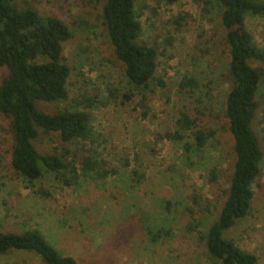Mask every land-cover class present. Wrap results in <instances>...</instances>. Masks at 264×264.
<instances>
[{"label": "rangeland", "instance_id": "rangeland-1", "mask_svg": "<svg viewBox=\"0 0 264 264\" xmlns=\"http://www.w3.org/2000/svg\"><path fill=\"white\" fill-rule=\"evenodd\" d=\"M14 2L56 16L73 31L64 51L69 98L39 106L48 113L90 112L93 137L66 143L41 133L39 150L67 163L76 157L77 172L44 168L29 181L11 165L14 136L0 113V230L37 229L77 264H223L206 244L235 163L226 116L230 50L218 0H135L141 42L159 52L147 88L125 75L103 24L105 0ZM246 25L264 48V15H249ZM7 73L0 67V84ZM188 78L196 85L183 88ZM257 100L254 128L264 149V75ZM199 130L213 132L201 149ZM175 132L181 139L161 137ZM88 155L96 163L90 171L82 167ZM253 189L250 213L225 237L264 264V159ZM0 264L47 262L34 251L12 249L0 253Z\"/></svg>", "mask_w": 264, "mask_h": 264}, {"label": "trees", "instance_id": "trees-1", "mask_svg": "<svg viewBox=\"0 0 264 264\" xmlns=\"http://www.w3.org/2000/svg\"><path fill=\"white\" fill-rule=\"evenodd\" d=\"M162 1L174 4L179 0ZM218 2L230 50L226 116L234 139L235 163L227 198L208 231L206 244L211 256L223 264H257L254 254L239 248L225 234L250 213L254 183L264 159V149L254 128L259 109L257 94L264 75V48L256 44L246 25L249 15H264V1ZM102 19L130 83L136 88H147L155 77L159 52L141 42L143 26L135 0H105ZM72 36L73 31L60 18L42 15L33 7H19L14 0H0V67L8 70L0 84V113L10 119L14 136L11 165L29 181L39 179L44 168L60 172L71 167L77 172L76 157L67 163L55 154L39 150L36 141L41 133L57 134L66 143L93 137L90 112L48 113L39 106L40 102H64L69 98L71 68L64 51ZM252 61L260 66H252ZM195 85V80L188 78L181 86ZM183 120L186 125H193L187 115H183ZM212 135L213 132L199 130L197 148H203ZM161 137L181 139L178 132ZM87 151L91 153V149ZM95 165L91 155L82 161L84 170H93ZM212 176L215 177V171ZM12 249L34 251L47 264H77L73 256L61 254L37 229L22 233L0 230V253Z\"/></svg>", "mask_w": 264, "mask_h": 264}]
</instances>
